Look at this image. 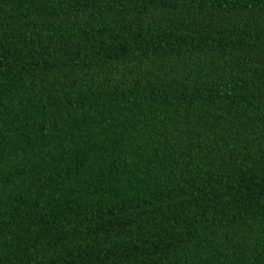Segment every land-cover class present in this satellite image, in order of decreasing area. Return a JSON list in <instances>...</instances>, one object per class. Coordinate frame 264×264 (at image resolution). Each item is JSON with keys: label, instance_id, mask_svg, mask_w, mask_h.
I'll list each match as a JSON object with an SVG mask.
<instances>
[{"label": "trees", "instance_id": "trees-1", "mask_svg": "<svg viewBox=\"0 0 264 264\" xmlns=\"http://www.w3.org/2000/svg\"><path fill=\"white\" fill-rule=\"evenodd\" d=\"M0 264H264V0H0Z\"/></svg>", "mask_w": 264, "mask_h": 264}]
</instances>
